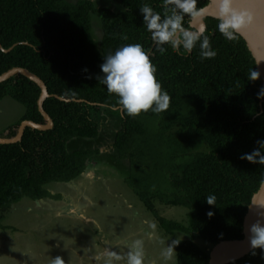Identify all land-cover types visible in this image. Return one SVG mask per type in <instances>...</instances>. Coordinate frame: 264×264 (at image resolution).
Here are the masks:
<instances>
[{"label":"trees","instance_id":"16d2710c","mask_svg":"<svg viewBox=\"0 0 264 264\" xmlns=\"http://www.w3.org/2000/svg\"><path fill=\"white\" fill-rule=\"evenodd\" d=\"M112 2L99 6L94 0H0V74L25 67L45 81L51 94L84 100L47 98L44 108L54 120L53 128L27 127L20 142L0 144V219L24 197L59 199L46 186L82 175L100 152L70 151L68 142L98 138L103 126L113 128L101 121L103 112L113 110L119 114V128L109 146L130 160L137 173L130 182L134 192L167 232L192 235L177 246L178 264H209L210 251L194 239L216 244L243 238L244 218L264 180V165L241 159L264 140V98L258 97L264 89L262 78H248L255 59L241 35L226 40L217 18L210 16L205 18V34L215 58L202 59L199 45L191 54L168 47L161 55L140 7L148 4L162 12L163 0ZM207 3L198 0V7ZM191 19L185 18L186 26ZM131 43L150 52L157 78L171 96L167 111L128 116L114 110L117 98L99 83L104 57ZM2 47L13 48L5 52ZM40 93L38 84L21 74L0 84V101L9 95L27 109L10 126L8 137L17 134L23 120L46 123L38 108ZM209 195L216 197V205L207 203ZM153 200L189 208L190 225L160 216ZM255 252L228 264H264V249Z\"/></svg>","mask_w":264,"mask_h":264},{"label":"rangeland","instance_id":"374dc122","mask_svg":"<svg viewBox=\"0 0 264 264\" xmlns=\"http://www.w3.org/2000/svg\"><path fill=\"white\" fill-rule=\"evenodd\" d=\"M94 2L110 6L112 0ZM26 110L25 105L11 96L3 98L0 101V135L8 137L10 126L17 123ZM107 112L101 114V121L110 123L113 128L109 130L103 126L98 138L75 137L68 142L70 151L98 148L100 152L90 159L82 175L70 182H52L46 186L60 195L59 199L46 197L35 202L24 197L3 213L0 264H50L51 257L55 256L63 257L66 264H102L98 256L108 250L126 251L125 245L136 239L144 240L146 264H163L162 247L173 240L182 242L192 238L186 232H167L155 213L134 192L130 182L137 173L131 169L130 160L120 158L109 146L119 128V114L113 110ZM153 202L160 216L190 225L192 211L189 208L166 205L159 200ZM149 223L156 224V234L165 245L146 237ZM194 240L207 251L214 246L198 237Z\"/></svg>","mask_w":264,"mask_h":264},{"label":"clouds","instance_id":"9594fccd","mask_svg":"<svg viewBox=\"0 0 264 264\" xmlns=\"http://www.w3.org/2000/svg\"><path fill=\"white\" fill-rule=\"evenodd\" d=\"M219 16L217 28L220 34L228 41L239 39L241 31L254 27L257 17L254 11L247 7H237L235 0H218ZM163 11H156L148 4L140 7L143 23L151 35L156 50L163 55L168 47L181 55L191 54L199 45L202 59L215 58L217 52L213 50L205 29L192 28L185 25V18L203 16L204 7H198V0H163ZM127 40V35L122 36ZM257 62L256 65L260 64ZM103 75L97 76L100 84L106 86L109 95L117 98L114 110L123 111L133 118L149 111L160 114L170 108L171 96L163 89L162 83L157 78V66L153 63L150 52L140 43L125 44L114 53L104 57L100 65ZM85 72L88 70L85 68ZM261 73L256 68L251 69L248 78L251 81L260 79ZM259 98H264V89L258 93ZM259 147L251 153L241 156L254 164L264 165V140L257 141ZM264 184V182H262ZM209 205H216V197L206 196ZM253 205L264 209V201H254ZM211 217L213 212H209ZM261 219H257L249 227L250 247L255 255L256 249H264V211L258 212ZM156 224L149 223L148 239L157 240L161 245L165 241L156 234ZM180 240H173L171 244L161 248L160 257L163 264H176V246ZM126 251L108 250L98 256L102 264H146L144 240L136 239L125 245ZM50 264H66L61 256L51 257Z\"/></svg>","mask_w":264,"mask_h":264},{"label":"water","instance_id":"95a60500","mask_svg":"<svg viewBox=\"0 0 264 264\" xmlns=\"http://www.w3.org/2000/svg\"><path fill=\"white\" fill-rule=\"evenodd\" d=\"M235 4L237 7L250 8L256 14V26L243 29L240 35L245 39L256 64L261 61L260 64L256 65V68L261 73L260 77L262 78L264 87V0H235ZM203 7L205 9L203 16L191 19L190 25L192 28L198 29L203 27L206 30L205 18L208 16L217 18L219 16L218 0H208V3ZM0 46H2L1 43ZM13 47L9 49L2 47V49L5 52H8ZM18 74L28 77L40 87L41 93L38 98V108L45 118L46 123H39L29 119L23 120L20 123L18 132L14 137L0 135V144L20 142L27 127L43 131L53 128L54 120L44 108V102L47 98L55 96L61 100H75L78 102L84 101L83 99H65L62 96L51 94L45 81L39 75L25 67L16 66L0 74V84ZM261 110L263 111V108ZM254 201H264V184H261L259 189L255 192L248 207V212L244 218L243 238L222 240L214 244L210 251L209 264H228L250 254L253 251L250 247V232L248 229L252 223L256 222L257 219H261L258 212L264 211V209H259L257 206L253 205Z\"/></svg>","mask_w":264,"mask_h":264},{"label":"crops","instance_id":"0c3cea01","mask_svg":"<svg viewBox=\"0 0 264 264\" xmlns=\"http://www.w3.org/2000/svg\"><path fill=\"white\" fill-rule=\"evenodd\" d=\"M52 193H53V192H52ZM53 194H54V193H53ZM64 195H65V194H64ZM63 198H64V196H63L61 199H63ZM44 199H46V198H43V199H40V200H44ZM40 200H39V201H40ZM34 201L36 202V201H38V200H34ZM14 204H15V203H14ZM29 206H32V205H29ZM34 206H35V205H34ZM36 206H39V204H36ZM40 206H41V205H40Z\"/></svg>","mask_w":264,"mask_h":264}]
</instances>
